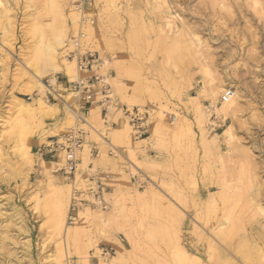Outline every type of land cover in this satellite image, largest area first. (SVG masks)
<instances>
[{
  "label": "rangeland",
  "instance_id": "1",
  "mask_svg": "<svg viewBox=\"0 0 264 264\" xmlns=\"http://www.w3.org/2000/svg\"><path fill=\"white\" fill-rule=\"evenodd\" d=\"M252 1L88 0L74 22L70 0H0V264H181L178 243L204 264H264V0ZM50 45L57 63L75 61L77 78L52 72ZM87 53L99 58L91 71L76 66ZM93 74L109 85L112 107L104 118L93 104L83 124L68 81ZM225 89L238 95L227 115L218 112ZM19 97L53 104L39 112L40 129L14 107ZM122 107L148 110L146 134L134 136ZM161 110L169 130L184 119L182 134H154ZM77 130L86 153L68 175L64 153L38 150ZM42 160L51 162L48 172ZM91 177L108 208L73 211L81 228L67 244L44 204L68 201L70 223L72 193L90 200Z\"/></svg>",
  "mask_w": 264,
  "mask_h": 264
},
{
  "label": "bare ground",
  "instance_id": "2",
  "mask_svg": "<svg viewBox=\"0 0 264 264\" xmlns=\"http://www.w3.org/2000/svg\"><path fill=\"white\" fill-rule=\"evenodd\" d=\"M252 1V0H251ZM258 1L259 0H253L252 2H254V3H251V4H256L257 5V3H258ZM65 2H68V0H65ZM62 3V2H61ZM60 8V7H59ZM63 9V8H62ZM84 9H85V7H84ZM84 9L83 10H77V11H72L71 9H69L68 10V15L70 16V19H72L74 22H77V18H78V14L77 13H81L82 14V12L84 11ZM62 11V10H61ZM81 17V16H80ZM83 18H85V17H83ZM82 21V23H85V22H83L84 20H81ZM63 32V31H62ZM63 34V33H62ZM58 40V39H57ZM63 38H61V40L59 39L58 40V44L59 45H62L63 44ZM57 43H56V46H58L57 45ZM54 46V45H53ZM51 47V45H50V49H49V51H50V53H51V56H50V59H51V61H52V63H54V68H53V71L52 72H54V71H59V70H63L64 72H65V74H66V76L67 77H69L71 80H74L75 78H77V76H78V72L76 71V67H75V61L74 60H71V59H69V60H66V59H61L62 61H61V64H59V63H57V53H58V51L55 49V47ZM41 48V47H40ZM59 48V47H58ZM45 49V48H44ZM48 49V48H47ZM43 50V49H42ZM39 53H42V51H40ZM40 55V54H39ZM60 58V57H59ZM65 58V57H64ZM60 61V60H59ZM61 65H62V67H61ZM77 66V65H76ZM78 70V69H77ZM79 71V70H78ZM209 77H210V75H209ZM53 80V79H52ZM55 81V80H54ZM221 81V80H220ZM207 83V82H206ZM222 83V82H221ZM40 85V84H39ZM43 86V85H42ZM42 86H40L39 88H40V91H43V88H45V87H43L42 88ZM217 91H215V84L214 85H210V87L207 89V91H206V94L207 95H209L210 97V99H211V101H210V106L211 107H208V108H212L213 106H214V102H215V99H216V95H217ZM73 94V93H72ZM71 94V95H72ZM178 94V93H177ZM42 95V94H41ZM222 95V94H221ZM40 96V95H39ZM237 92L236 91H232V95H231V97L229 98V100L228 101H226V102H221L222 103V106L220 107V111H218V112H220V114H221V112H222V114L223 115H227L230 111H234V105H236V101H237ZM46 100L44 99V98H42V97H38V98H32V101H26V100H24L23 98H17V101H16V105L14 106V107H16L17 108V111L19 112V113H22V112H26V113H28L29 114V117L32 119V121H33V123L35 124V127L36 128H38V129H40L41 128V126H42V124H43V122L41 121L42 119H40V116H39V112L40 111H45L47 108V106L48 107H51V106H53V104H46V102H45ZM216 104V103H215ZM220 105V104H219ZM13 107V106H12ZM215 107V106H214ZM15 108V109H16ZM217 108H219V106L217 107ZM216 108V109H217ZM195 109H196V112H197V115H198V117H203V111L201 110V104H200V102L199 101H197V100H195ZM52 110V109H51ZM16 111V110H15ZM148 111V110H147ZM217 111V110H216ZM111 112V111H110ZM166 111L165 110H161V111H158V113H157V115H156V117L154 118V120H155V124H154V126H153V132H154V134H156V135H158V136H160V137H165V139L169 136V137H171V136H173V138H176L177 136H179L180 134H182L183 132H184V130L186 129L185 127H186V124H185V121H184V119L181 117V116H178V118H177V120H175L174 121V125H173V127H172V129L171 130H169V128H167V124H168V118H167V114L165 113ZM18 114V113H17ZM177 114V113H176ZM21 115V114H20ZM109 117V116H108ZM225 117V116H224ZM203 119V118H202ZM86 122H88L87 120H86ZM188 124V123H187ZM90 126V125H89ZM127 126V125H126ZM188 126V125H187ZM19 129H23L24 128V124H22L21 122L19 123ZM128 127V126H127ZM208 127V126H207ZM26 130V129H25ZM122 130V129H121ZM22 131V130H21ZM27 131V130H26ZM119 132H118V134L120 133V129L118 130ZM95 132V131H94ZM122 132V131H121ZM188 132H190V131H188ZM224 132H225V130H224ZM223 132V133H224ZM23 133V132H22ZM28 133V132H27ZM125 133H127V132H125ZM27 135V134H26ZM116 135V137H118L117 136V134H115ZM121 135H122V133H121ZM120 134H119V136H121ZM125 136H126V134H125ZM128 136V135H127ZM225 136V135H224ZM230 136H231V134H230ZM152 137V136H151ZM104 138V137H103ZM129 138V137H128ZM127 138V139H128ZM24 139V138H23ZM124 139V138H123ZM216 140V139H215ZM126 141V140H125ZM166 142V141H165ZM104 143V142H103ZM125 143V142H124ZM142 143H143V141H142ZM126 144V143H125ZM129 144V143H128ZM111 145V144H110ZM184 145V144H183ZM23 147V146H22ZM28 147L29 146H26L25 145V147H23L22 148V155L23 156H25L26 157V159H30L31 158V155H30V152H29V149H28ZM106 148V147H105ZM80 151H82V152H85L86 153V149H79L77 152H76V159H77V153L78 152H80ZM18 154V153H17ZM4 159V158H3ZM23 161H24V159H23ZM77 161H78V159H77ZM65 162V161H64ZM22 163V162H21ZM27 163H30V162H27ZM50 163L51 162H48V161H45V160H42L41 161V169L43 168L46 172H48L49 170H50ZM25 165V164H24ZM32 165V164H31ZM8 167V166H7ZM40 167H38V169H39ZM26 171V170H25ZM51 172V171H50ZM19 174H20V178L22 179V180H24L25 182L27 181V175L24 173V172H21L20 173V171H19ZM49 174V173H48ZM48 174H46V175H48ZM51 174V173H50ZM45 175V174H44ZM7 176V175H6ZM29 176V175H28ZM20 179V180H21ZM50 179H52V177L50 178ZM23 183V182H22ZM53 183H55V182H53ZM49 184V183H48ZM54 186H55V184H53ZM57 186V185H56ZM63 187V186H62ZM67 188V187H66ZM65 188V189H66ZM62 189V188H61ZM61 189H57L58 191H60ZM69 189V188H68ZM64 190V189H63ZM64 192V195H65V191H63ZM52 193H55V188H53L52 189ZM60 193V192H59ZM212 193H214V192H212ZM217 193H219V192H217ZM40 195V194H39ZM213 195V194H212ZM211 195V196H212ZM214 195H217V194H214ZM36 196V195H35ZM50 196V195H49ZM42 197V196H41ZM40 197V198H41ZM65 197H67V196H65ZM214 197V196H213ZM39 198V196H37L36 197V208L38 207V205L40 204V199ZM43 198V197H42ZM48 198V197H47ZM216 198V197H215ZM209 200H211V199H209ZM35 201V200H34ZM46 201V200H45ZM48 201V200H47ZM46 201V202H47ZM65 201V200H64ZM212 201H213V199H212ZM211 201V202H212ZM217 201V200H216ZM207 203V202H206ZM215 203V202H214ZM216 204V203H215ZM71 205V204H70ZM43 206V205H42ZM258 206V205H257ZM45 207H48V208H50L52 211H53V217H52V221H53V226H54V228H55V232H57L58 234H61V233H63V236H64V241H65V243H67L68 244V242L70 241V240H76L75 238H74V236L76 235V233H77V231H79V229L81 228V226L80 225H73L72 224V222H70V223H68V222H66V216H67V211H68V201H65V202H63V201H61V200H50V201H48L47 203H45L44 204V208ZM204 207H206V205L204 206ZM256 207V206H255ZM206 208H208V207H206ZM79 209V208H78ZM92 209V208H91ZM99 210V209H98ZM173 212V211H172ZM91 213V212H90ZM97 213V212H96ZM80 214L82 215V217L84 218V219H87V217H88V215H89V210L86 208V210H84L83 212H80ZM224 214V213H223ZM174 215V214H173ZM224 217V216H223ZM48 218V217H47ZM172 218V217H171ZM173 219V218H172ZM175 219V218H174ZM51 220V219H50ZM94 220V219H93ZM78 222V221H77ZM173 222V221H172ZM176 222H178V226H179V224H180V221H179V219L177 220L176 219ZM230 222V221H229ZM102 223V222H101ZM174 223V222H173ZM194 224V223H193ZM224 226V225H223ZM215 229V228H214ZM212 230V229H211ZM191 232H193L194 234H198L197 233V230H196V228H193V230L191 231ZM202 232V231H201ZM210 233H212V232H210ZM62 236V235H61ZM151 236V235H150ZM60 237V236H59ZM145 237V236H144ZM147 239V238H146ZM152 240V239H151ZM207 241H208V239H207ZM211 241V240H210ZM139 242V241H138ZM137 242V243H138ZM197 242H198V240H197ZM137 243H136V246L137 247H139L138 245H137ZM199 243V242H198ZM208 243V242H207ZM214 244V243H213ZM212 244V245H213ZM134 246H135V243L133 244ZM210 245V244H209ZM67 246V245H66ZM65 246V247H66ZM135 246V247H136ZM176 246V245H175ZM69 247V246H68ZM137 247H136V249H137ZM211 248V247H210ZM65 249H67V248H65ZM140 249V248H139ZM177 249H178V254H177V259H178V261L181 263H183V264H204V263H206L203 259H201V257L200 256H198V255H196V254H194V253H192V252H186L183 248H182V246L178 243L177 244ZM210 252H212L210 249H209V254H208V259L207 260H211V257H212V253H210ZM219 252V251H218ZM217 253V252H216ZM216 253H215V255H216ZM223 252H221V254H222ZM219 254V253H218ZM220 255V254H219ZM84 257V256H83ZM120 257V256H119ZM122 257H124V256H122ZM220 257V256H219ZM121 258V257H120ZM217 258V257H216ZM214 259V258H213ZM218 259V258H217ZM217 259H215L216 261H217ZM220 259V258H219ZM206 260V259H205ZM116 261V260H115ZM87 262V261H86ZM208 262V261H207ZM181 263V264H182ZM216 263V262H215ZM214 263V264H215ZM225 263V262H224ZM83 264H84V262H83ZM86 264V263H85Z\"/></svg>",
  "mask_w": 264,
  "mask_h": 264
},
{
  "label": "built area",
  "instance_id": "3",
  "mask_svg": "<svg viewBox=\"0 0 264 264\" xmlns=\"http://www.w3.org/2000/svg\"><path fill=\"white\" fill-rule=\"evenodd\" d=\"M87 4L88 0H70V5L75 11L83 10ZM74 42L76 43L77 41ZM67 57L71 56L68 55ZM98 61V55L87 53L86 55L82 54L77 57L76 64L79 69L91 71L92 67L99 63ZM68 88L72 90L81 101L79 110L76 113V118L79 123H86L90 107L93 104L102 106L101 114H103L104 118L106 117L108 109L112 107L110 87L104 82L102 77L96 74H93L90 77L79 78L75 81H68ZM231 95L232 90L225 89L220 97L221 102L228 101ZM96 97H99L97 101H95ZM122 113L128 118V122L130 123L136 138H140L147 133L146 126L143 125L148 116L147 110L140 111L137 107L131 109L122 107ZM83 143V132L81 130L74 132L71 131L70 133H66L61 141H59V139L50 140V142L47 145L42 146L38 152L40 156H53L58 152L64 153L65 164L62 166L61 170L65 174L74 175L77 166L75 155L76 152L83 147ZM95 150L96 149L94 148L93 152L96 153ZM109 153H112V149L109 150ZM92 177L90 178V181L93 182V185L88 189L91 197L90 200L80 198L78 192L72 193L69 222H72L75 219L72 216L73 211L86 203L93 209L105 210L108 208V203L103 198V187L101 183L99 181H94Z\"/></svg>",
  "mask_w": 264,
  "mask_h": 264
},
{
  "label": "crops",
  "instance_id": "4",
  "mask_svg": "<svg viewBox=\"0 0 264 264\" xmlns=\"http://www.w3.org/2000/svg\"><path fill=\"white\" fill-rule=\"evenodd\" d=\"M101 116H102V114H101Z\"/></svg>",
  "mask_w": 264,
  "mask_h": 264
}]
</instances>
